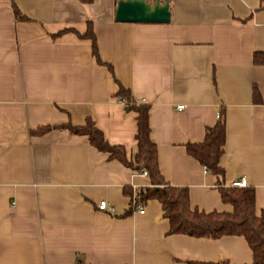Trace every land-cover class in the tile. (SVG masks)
<instances>
[{
    "label": "crops",
    "instance_id": "crops-1",
    "mask_svg": "<svg viewBox=\"0 0 264 264\" xmlns=\"http://www.w3.org/2000/svg\"><path fill=\"white\" fill-rule=\"evenodd\" d=\"M115 6L0 0V264H251L241 237L168 234L156 200L122 217L123 190L148 187V177L66 126L91 120L131 160L136 113L116 97L128 91L148 107L163 181L186 189L191 210L230 213L185 151L223 108L224 185L242 179L264 214V0H169L167 24L117 23ZM88 24L102 65L79 38ZM102 201L112 213L96 208Z\"/></svg>",
    "mask_w": 264,
    "mask_h": 264
},
{
    "label": "trees",
    "instance_id": "trees-1",
    "mask_svg": "<svg viewBox=\"0 0 264 264\" xmlns=\"http://www.w3.org/2000/svg\"><path fill=\"white\" fill-rule=\"evenodd\" d=\"M80 1L90 2L91 0ZM11 9L16 20H26L19 14L12 2ZM79 38L89 42L92 57L96 64L102 65L98 58L95 39L89 24ZM255 95L256 91L254 90ZM116 97L123 100L125 108L136 113L135 151L131 160H126L121 147L109 146L103 140L101 133L94 128L91 120H86L81 127L68 125L66 129L72 135L86 136L90 146L98 152L107 154L108 159L116 160L126 167L146 173L149 180L148 187L133 192L123 190V193L129 197V207L122 217L131 213L137 205L144 204L148 200H156L161 206L163 217L168 221V234L211 240L224 236L241 237L251 252V264H264V214L261 213L256 216L254 213V190L251 187L225 186L223 170L218 165L223 152L225 136L223 108L219 109L215 124L205 129L202 142L197 145H186L185 151L188 156L214 177L221 202L231 206L232 211L230 213H201L190 209L185 188L172 187L165 183L160 176L155 146L150 142L148 136V107L136 104L129 92L122 88L118 89ZM47 130H49L48 127L41 128L34 133L42 134Z\"/></svg>",
    "mask_w": 264,
    "mask_h": 264
},
{
    "label": "water",
    "instance_id": "water-1",
    "mask_svg": "<svg viewBox=\"0 0 264 264\" xmlns=\"http://www.w3.org/2000/svg\"><path fill=\"white\" fill-rule=\"evenodd\" d=\"M169 0H118L114 11L117 23L167 24Z\"/></svg>",
    "mask_w": 264,
    "mask_h": 264
},
{
    "label": "built area",
    "instance_id": "built-area-1",
    "mask_svg": "<svg viewBox=\"0 0 264 264\" xmlns=\"http://www.w3.org/2000/svg\"><path fill=\"white\" fill-rule=\"evenodd\" d=\"M177 109H182V106H178ZM143 176L146 175L145 172L141 173ZM231 187H237V188H243L244 187V181L242 179H238L237 181H234L233 183L230 184ZM96 208L99 211H103V212H107V213H112L113 209L109 206H107V204L105 202H99L96 206ZM137 213L138 214H142L143 213V209L142 208H138L137 209Z\"/></svg>",
    "mask_w": 264,
    "mask_h": 264
},
{
    "label": "rangeland",
    "instance_id": "rangeland-1",
    "mask_svg": "<svg viewBox=\"0 0 264 264\" xmlns=\"http://www.w3.org/2000/svg\"><path fill=\"white\" fill-rule=\"evenodd\" d=\"M150 1V0H149Z\"/></svg>",
    "mask_w": 264,
    "mask_h": 264
}]
</instances>
